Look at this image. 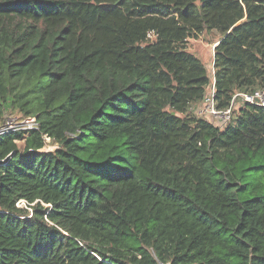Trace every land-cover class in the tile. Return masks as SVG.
I'll return each mask as SVG.
<instances>
[{
  "label": "trees",
  "instance_id": "16d2710c",
  "mask_svg": "<svg viewBox=\"0 0 264 264\" xmlns=\"http://www.w3.org/2000/svg\"><path fill=\"white\" fill-rule=\"evenodd\" d=\"M205 30L217 108L264 89V0H0V127L39 126L0 134V264H264V106L190 112Z\"/></svg>",
  "mask_w": 264,
  "mask_h": 264
},
{
  "label": "built area",
  "instance_id": "2783aa9c",
  "mask_svg": "<svg viewBox=\"0 0 264 264\" xmlns=\"http://www.w3.org/2000/svg\"><path fill=\"white\" fill-rule=\"evenodd\" d=\"M203 100L199 114L208 119L214 125L224 128L232 121L233 113L240 101L264 106V89H258L252 92H236L229 106L224 109H219L215 104V85L213 79ZM21 120L15 123L4 122L0 127V134L10 130L24 131L39 128L37 119L33 116H25ZM46 140L50 141L51 139L46 137Z\"/></svg>",
  "mask_w": 264,
  "mask_h": 264
},
{
  "label": "rangeland",
  "instance_id": "374dc122",
  "mask_svg": "<svg viewBox=\"0 0 264 264\" xmlns=\"http://www.w3.org/2000/svg\"><path fill=\"white\" fill-rule=\"evenodd\" d=\"M220 37L221 34L216 30H205L198 37H191L186 42L187 49L190 52L194 53L197 57H199L202 60V62L206 65L211 80H213L214 78V71H213L214 69L213 59H214V49H215L214 46L217 43V41L220 39ZM203 101L197 104H193L190 109V112H192L197 116L203 117L199 114V110ZM23 117L17 111H14L13 113L8 112L5 117V122L15 123L20 121ZM56 145L57 144L54 143L52 140L50 141L47 140V145L45 149L46 150L54 149L56 148ZM20 205L25 206L26 202L20 201Z\"/></svg>",
  "mask_w": 264,
  "mask_h": 264
},
{
  "label": "water",
  "instance_id": "95a60500",
  "mask_svg": "<svg viewBox=\"0 0 264 264\" xmlns=\"http://www.w3.org/2000/svg\"><path fill=\"white\" fill-rule=\"evenodd\" d=\"M217 44H218V43L215 44L214 48L216 47Z\"/></svg>",
  "mask_w": 264,
  "mask_h": 264
},
{
  "label": "clouds",
  "instance_id": "9594fccd",
  "mask_svg": "<svg viewBox=\"0 0 264 264\" xmlns=\"http://www.w3.org/2000/svg\"><path fill=\"white\" fill-rule=\"evenodd\" d=\"M214 65V64H213ZM213 71H214V69H213Z\"/></svg>",
  "mask_w": 264,
  "mask_h": 264
}]
</instances>
